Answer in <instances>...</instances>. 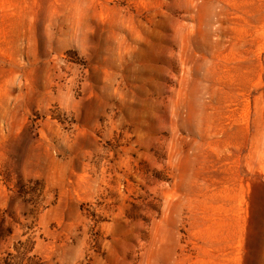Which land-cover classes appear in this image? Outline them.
Returning <instances> with one entry per match:
<instances>
[{"label":"rangeland","instance_id":"obj_1","mask_svg":"<svg viewBox=\"0 0 264 264\" xmlns=\"http://www.w3.org/2000/svg\"><path fill=\"white\" fill-rule=\"evenodd\" d=\"M0 264H264V0H0Z\"/></svg>","mask_w":264,"mask_h":264}]
</instances>
